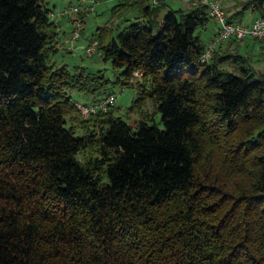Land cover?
Here are the masks:
<instances>
[{
  "label": "trees",
  "instance_id": "1",
  "mask_svg": "<svg viewBox=\"0 0 264 264\" xmlns=\"http://www.w3.org/2000/svg\"><path fill=\"white\" fill-rule=\"evenodd\" d=\"M253 1L243 10L262 14ZM136 2L134 21L99 35L111 81L52 61L45 0H0V264H264V71L224 42L200 60L206 4L162 16L165 0ZM137 70L133 106L152 98L164 127L77 110L71 90L92 101Z\"/></svg>",
  "mask_w": 264,
  "mask_h": 264
},
{
  "label": "rangeland",
  "instance_id": "2",
  "mask_svg": "<svg viewBox=\"0 0 264 264\" xmlns=\"http://www.w3.org/2000/svg\"><path fill=\"white\" fill-rule=\"evenodd\" d=\"M153 1L154 0H150L151 3H153ZM253 2V0H243L240 3L241 5L248 7ZM45 3L54 8L53 11L56 14L54 18L55 20L63 18L62 12L70 7H78L79 10L77 12L65 14L64 18H66V22H70V19L81 17L83 15V28L81 31V37L78 40V46L72 49L69 45L67 46L64 44L66 37L64 38L63 36L68 35L73 28L71 21L70 27L66 25L62 27V30L59 32V45L57 51L51 55L52 61L56 62L58 65L68 64L72 68L76 65L84 66L87 71L90 72H98L100 70L107 78H110L111 81L116 80L117 72L113 68L111 61L104 60L101 49L98 48L100 40L99 35H104L105 39L108 40L115 36L118 31L128 23L134 21L140 15V9L136 4V0H45ZM165 3L166 8L163 10V13L169 8L176 9L186 6L185 0H165ZM64 18L61 21L63 22L64 20L65 25L66 22ZM247 21L248 19L243 20L245 23ZM208 26L209 30L213 28V33H215L218 24L215 21L210 20ZM64 32L67 34H64ZM200 34L201 38L206 43L211 39L209 38V32H205L203 29ZM93 38L98 41L96 51L93 54H87L85 52V47L92 42ZM242 41L244 40H237L234 42L235 44L232 43L233 45L231 46V49L233 51L236 50L235 45L237 44L238 46L240 43V53L249 57L250 62L257 71H264V42L257 39L249 42L245 41V43ZM223 66L227 69L234 68L231 61L224 62ZM142 80V77L137 78L133 75L129 80V84H126L125 86L120 83L110 82L108 89L104 92L102 90L100 95L110 91L115 92L117 95L115 107L116 114H120L129 122L135 124L139 119L147 118L149 119V123L155 122L160 127H164L162 115L160 112H156L152 98H147L143 106H133L135 99L138 97V92H140L141 86L139 83ZM144 82L145 84H148L147 87L150 88L149 82L146 81V79H144ZM95 84L99 85V82L95 81ZM71 95L74 101L89 102L91 100L89 94L77 89L71 90ZM80 119L77 111L72 110L68 115V124H73L77 133L82 134L85 128L81 126ZM92 155H95L93 149H84L78 154V157L84 160Z\"/></svg>",
  "mask_w": 264,
  "mask_h": 264
},
{
  "label": "built area",
  "instance_id": "3",
  "mask_svg": "<svg viewBox=\"0 0 264 264\" xmlns=\"http://www.w3.org/2000/svg\"><path fill=\"white\" fill-rule=\"evenodd\" d=\"M193 4L204 3L207 5L208 13L210 17L218 24V27L213 37L206 44L205 50L200 56V60L203 62H211L214 53L218 46L231 39L245 40L247 38H259L264 40V12L256 17L251 23H243L238 20L230 21L227 17L224 9L225 0H189ZM198 1V2H197ZM154 3L157 0L153 1ZM78 7H70L66 9L62 14L77 12ZM54 18L56 14L50 13ZM83 28V19L80 17L73 18V28L70 34V41L75 43L81 37V31ZM98 41L93 38L92 42L85 47L87 54H93L96 51ZM143 72L137 70L134 72V77H141ZM134 81V80H133ZM117 95L115 92L110 91L98 96L95 100L90 102L76 101L75 106L83 117H88L91 114L108 111L116 107Z\"/></svg>",
  "mask_w": 264,
  "mask_h": 264
},
{
  "label": "crops",
  "instance_id": "4",
  "mask_svg": "<svg viewBox=\"0 0 264 264\" xmlns=\"http://www.w3.org/2000/svg\"><path fill=\"white\" fill-rule=\"evenodd\" d=\"M186 1V6H184V7H181V8H183V9H185V10H189L192 6H196L197 4H193L191 1H189V0H185ZM241 1H243V0H226L225 1V3H224V9H225V11H226V14L227 15H235L236 17H240V21L241 22H243V20L244 19H248V21L246 22V23H251L252 21H254L255 19H256V17L257 16H259L260 15V13L258 12V11H256V10H254L253 8H248L247 10H243V5H241ZM156 3H159V0L156 2ZM51 6V5H50ZM52 7V6H51ZM53 8V7H52ZM54 9V8H53ZM54 12V11H53ZM166 12V11H165ZM164 12V13H165ZM70 13H72V12H70ZM70 13H66V14H70ZM164 13H162V16L164 15ZM64 15L65 14H62V17L64 18ZM55 18V17H54ZM63 18H60V20L58 19V20H55L56 21V25H57V32H58V37H59V32L62 30V27H64V26H69L70 27V25H71V21H72V25H73V19H70L71 21L70 22H66V18H64L65 19V22H66V24L64 25V20H63V22L61 21ZM210 20H213L212 18H210L209 20H208V22L210 21ZM239 20V19H238ZM214 21V20H213ZM208 22L204 25V26H202L201 28H199V30H200V32L202 31V29L203 30H205V32H209V38H212L213 36L212 35H214V33H213V28L212 29H210L209 30V26H208ZM243 23H245V22H243ZM73 27V26H72ZM209 30V31H208ZM71 32L72 31H70L69 33H68V35H64L63 37L65 38V40H64V44H66L67 46L69 45V47L70 48H72V49H74V48H76V46H78V41H76L75 43H72L71 41H70V34H71ZM64 34H67L66 32H64ZM212 36V37H211ZM254 39L255 38H248V39H245L244 41H242V42H244L245 43V41L246 42H249V41H254ZM256 40V39H255ZM235 44L234 42H231V41H228V42H224L223 44H222V46H223V48H225V49H227V48H230V50L231 51H233L231 48V46L233 45V44ZM239 46H240V43L238 44V46H237V44L235 45V47H237V49L239 50ZM234 49V48H233ZM244 55V54H243ZM246 56V55H245Z\"/></svg>",
  "mask_w": 264,
  "mask_h": 264
}]
</instances>
